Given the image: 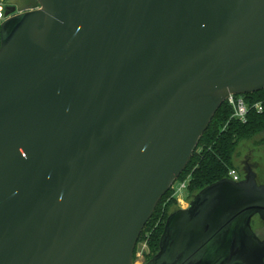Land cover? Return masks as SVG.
Returning <instances> with one entry per match:
<instances>
[{
  "label": "water",
  "instance_id": "1",
  "mask_svg": "<svg viewBox=\"0 0 264 264\" xmlns=\"http://www.w3.org/2000/svg\"><path fill=\"white\" fill-rule=\"evenodd\" d=\"M0 28V264H134L230 95L264 90V0H36ZM251 168L171 213L146 264H264Z\"/></svg>",
  "mask_w": 264,
  "mask_h": 264
},
{
  "label": "trees",
  "instance_id": "2",
  "mask_svg": "<svg viewBox=\"0 0 264 264\" xmlns=\"http://www.w3.org/2000/svg\"><path fill=\"white\" fill-rule=\"evenodd\" d=\"M9 1L3 2L5 10L10 5ZM11 4L17 5L21 10L34 9L38 6L36 0H13ZM243 97L250 103L262 102L264 105V90ZM261 136H264V112L260 114L251 112L247 122L241 123L233 117L232 107L225 102L201 137L193 157L176 183L188 181L187 191L193 199L207 186L223 179H232L230 176L232 171L239 173L238 161L244 143L254 141ZM178 209L180 206L175 197V189L172 187L159 202L139 239L140 241L145 236L149 247L146 263L159 252L166 221L169 215ZM256 220L259 221L254 218L252 226L257 232ZM262 225L261 228L264 227V223Z\"/></svg>",
  "mask_w": 264,
  "mask_h": 264
},
{
  "label": "rangeland",
  "instance_id": "3",
  "mask_svg": "<svg viewBox=\"0 0 264 264\" xmlns=\"http://www.w3.org/2000/svg\"><path fill=\"white\" fill-rule=\"evenodd\" d=\"M2 3L5 0H1ZM9 1V0H7ZM13 0H10V4ZM12 5V4H11ZM29 10V9H26ZM241 150V157L238 161V171L239 175H245L246 174V164H250L252 171L255 172L256 174H259L258 179L259 181H264V136H261L257 138L254 141L244 143L242 146ZM180 183H174L173 188L176 190H179L180 188ZM180 194V199L183 201L180 204V209L182 208H188L189 203L192 199V197L188 194L187 190H183L182 192L178 193ZM175 195L176 199L179 195ZM258 220H256L257 226L255 229L258 232V236L264 240V227L261 228L263 225V221L259 218L256 217ZM261 221V224H260ZM255 231V230H254ZM255 231V233L257 234ZM147 236V235H146ZM148 237V236H147ZM149 253V247L147 244V241L145 239V236L138 242V245L135 249L134 252V264H145L146 263V256Z\"/></svg>",
  "mask_w": 264,
  "mask_h": 264
},
{
  "label": "built area",
  "instance_id": "4",
  "mask_svg": "<svg viewBox=\"0 0 264 264\" xmlns=\"http://www.w3.org/2000/svg\"><path fill=\"white\" fill-rule=\"evenodd\" d=\"M6 19L7 17L5 15V5L0 0V28ZM226 103H228L232 107L233 117L241 123L247 122L249 114L251 112H257L259 114L264 112V105L262 102L250 103L249 101H246L243 95H230L226 100ZM230 176L235 182L240 181V175L236 171H232L230 173ZM180 184L181 185L179 190L175 189V195L182 192L183 190H187L188 181ZM178 195L179 196L177 197V201L180 206L183 201L179 198L180 194Z\"/></svg>",
  "mask_w": 264,
  "mask_h": 264
},
{
  "label": "flooded vegetation",
  "instance_id": "5",
  "mask_svg": "<svg viewBox=\"0 0 264 264\" xmlns=\"http://www.w3.org/2000/svg\"><path fill=\"white\" fill-rule=\"evenodd\" d=\"M7 10V9H6ZM6 10H5V13H6ZM249 168H252L251 167V165L250 164H246V174L245 175H242V174H240V181H242L243 179H245V177L247 176V174H248V169ZM253 169V168H252ZM255 173V172H254ZM256 176H257V179H258V176H259V174H256ZM264 176V175H263ZM258 181V184H260V185H264V181H259V180H257ZM191 202V201H190ZM183 209H185V208H183Z\"/></svg>",
  "mask_w": 264,
  "mask_h": 264
}]
</instances>
